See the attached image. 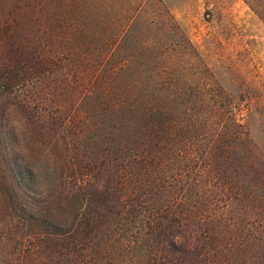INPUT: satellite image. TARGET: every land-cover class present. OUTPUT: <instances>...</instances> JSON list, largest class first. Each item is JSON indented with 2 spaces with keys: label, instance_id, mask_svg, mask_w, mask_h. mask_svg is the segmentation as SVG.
<instances>
[{
  "label": "trees",
  "instance_id": "16d2710c",
  "mask_svg": "<svg viewBox=\"0 0 264 264\" xmlns=\"http://www.w3.org/2000/svg\"><path fill=\"white\" fill-rule=\"evenodd\" d=\"M245 1L264 20V0ZM149 2L0 0V264H189L164 253L192 212L216 263L264 264V214L233 212L264 209L250 142H185V114L196 126L216 97L173 85L170 59L135 36Z\"/></svg>",
  "mask_w": 264,
  "mask_h": 264
},
{
  "label": "rangeland",
  "instance_id": "374dc122",
  "mask_svg": "<svg viewBox=\"0 0 264 264\" xmlns=\"http://www.w3.org/2000/svg\"><path fill=\"white\" fill-rule=\"evenodd\" d=\"M104 1L121 4V0ZM135 36L154 40L155 50L170 59L164 69L180 77L173 85L187 90L197 88L204 96L216 97L212 107L207 103L196 106L194 112L197 109L202 113L196 126L192 125V112L185 114V142L201 154L210 134H229L228 139L233 140L232 134L244 130L251 146L246 176L264 184V20L245 0H152L138 18ZM163 43L166 46L161 49ZM2 54L0 42V57ZM231 161L230 156L224 165ZM233 212L241 217L264 214V209L241 211L237 207ZM197 219L192 212L184 219L177 218L179 223L169 222L181 251L173 249L175 253L166 254L165 250L164 259L175 256L189 264L220 262L223 252L219 251L217 235L209 228H199ZM158 237L164 244L162 230ZM154 242V247L163 246L155 237ZM243 264L255 263L247 260Z\"/></svg>",
  "mask_w": 264,
  "mask_h": 264
}]
</instances>
